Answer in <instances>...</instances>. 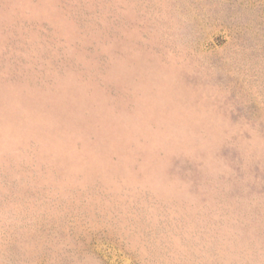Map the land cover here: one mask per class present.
I'll return each instance as SVG.
<instances>
[{
  "label": "rangeland",
  "instance_id": "374dc122",
  "mask_svg": "<svg viewBox=\"0 0 264 264\" xmlns=\"http://www.w3.org/2000/svg\"><path fill=\"white\" fill-rule=\"evenodd\" d=\"M0 264H264V0H0Z\"/></svg>",
  "mask_w": 264,
  "mask_h": 264
}]
</instances>
